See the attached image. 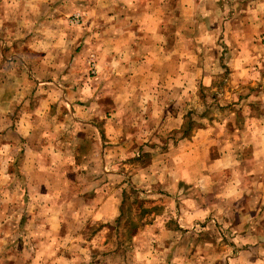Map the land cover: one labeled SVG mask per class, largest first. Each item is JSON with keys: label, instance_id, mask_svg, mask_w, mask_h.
I'll use <instances>...</instances> for the list:
<instances>
[{"label": "crops", "instance_id": "1", "mask_svg": "<svg viewBox=\"0 0 264 264\" xmlns=\"http://www.w3.org/2000/svg\"><path fill=\"white\" fill-rule=\"evenodd\" d=\"M90 2L0 0V218L30 219L2 251H15L11 264H264V120L238 116L222 146L217 128L182 131L183 63L209 26L196 11L231 1ZM131 154L150 160L131 168ZM125 186L149 207L120 258L110 239ZM58 238V249L81 242L83 258L56 259Z\"/></svg>", "mask_w": 264, "mask_h": 264}, {"label": "rangeland", "instance_id": "2", "mask_svg": "<svg viewBox=\"0 0 264 264\" xmlns=\"http://www.w3.org/2000/svg\"><path fill=\"white\" fill-rule=\"evenodd\" d=\"M39 1L40 3L45 2V0ZM58 1L60 0H55V2ZM90 1L94 0H72L76 7H91ZM230 1V6L225 4V7L215 3L214 10H203L202 7L197 9L196 12L199 18H202L203 14H208L209 26L204 27L203 30L200 29L199 42H197L199 50L196 55L192 54V57L184 61L187 64L184 65L183 63V69L189 73L182 74L180 79L184 84L180 105L183 113L182 131H184V134H190L192 130L198 128H208L209 126L217 128V133L221 135L220 146L223 145V134H237L233 131L235 129L233 124L239 126L238 116L242 118L245 114L250 113L264 120V0ZM41 9L40 7V13L42 12ZM27 14L29 16V11ZM35 15L37 14L35 13ZM69 17L70 15L66 16L65 20L68 27L73 29L75 26L71 27L72 17ZM183 17H188V15ZM222 18L224 19V25L220 24ZM212 23H214V26H212ZM81 24L82 21L74 25L80 26ZM32 28L29 24L26 27L24 25L20 34H28ZM37 30L38 34H45L41 32L43 30L42 26H39ZM8 34L12 35L13 38L17 36H14L13 31L9 28ZM184 44L189 45L191 43L185 42ZM184 44L182 43V45ZM188 45H184L183 48L185 51L190 52ZM71 46L76 51L81 48V46L77 47L76 42L71 43ZM9 50L12 51L11 48ZM242 52L246 57L240 56ZM3 62L4 60L0 59V67H2ZM60 65L59 63L56 64V66L62 67ZM45 77L46 74H39V79L45 80ZM21 107L22 104L17 106V112H21ZM58 112H62V108ZM74 129V127L71 128L73 131ZM123 159L128 161V166L131 168L146 164L150 160L149 156L145 154L139 156L131 154ZM63 172L72 173L76 176L78 170H64ZM123 182H126L125 177L121 183ZM4 189L0 186V191ZM122 192L121 211L123 216L117 225L116 235L113 233L110 239V241H113L114 238H116V241L120 239L123 243V247H118V251H115L120 258L127 257V253L133 250L128 228L135 227V225L142 222L137 217L140 214L138 206L145 210H148L149 207L148 204L142 203L141 190H137L133 186L131 189L125 186ZM80 207L76 206V209ZM134 210L138 214H133ZM29 222L30 219L18 222L17 218L3 220L0 218V242L10 243L22 240L21 232H18V230L16 232L15 227L19 223L24 227L29 226ZM205 224L207 223L203 222V225ZM95 228L94 225L91 229H86V234L83 237L86 238L89 235L91 237ZM9 229H11V232L5 234ZM212 235L215 237V234ZM220 236L222 235L220 234ZM127 239L129 240L128 246H126ZM27 240H31V238H27ZM64 241L63 238L56 240V248L53 251L56 259L63 255L67 256V254H75L83 258L81 249L78 247L81 242L78 244L73 242L77 246H73L72 250L68 248L58 249L57 247L64 245ZM68 246L70 245L68 244ZM86 252L89 256L94 257V250L89 249ZM14 256L15 251L8 252L6 255L0 247V262L4 261L5 264H11L14 262L12 260ZM128 257H131V255L129 254ZM87 261L90 262L89 259Z\"/></svg>", "mask_w": 264, "mask_h": 264}, {"label": "built area", "instance_id": "3", "mask_svg": "<svg viewBox=\"0 0 264 264\" xmlns=\"http://www.w3.org/2000/svg\"><path fill=\"white\" fill-rule=\"evenodd\" d=\"M80 22V18L78 16L72 17L70 23L71 24H78Z\"/></svg>", "mask_w": 264, "mask_h": 264}]
</instances>
